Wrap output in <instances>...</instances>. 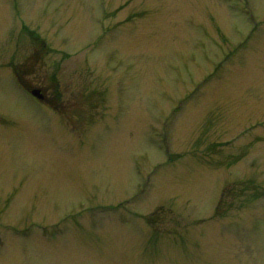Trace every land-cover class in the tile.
Returning <instances> with one entry per match:
<instances>
[{
  "label": "rangeland",
  "instance_id": "374dc122",
  "mask_svg": "<svg viewBox=\"0 0 264 264\" xmlns=\"http://www.w3.org/2000/svg\"><path fill=\"white\" fill-rule=\"evenodd\" d=\"M0 264H264V0H0Z\"/></svg>",
  "mask_w": 264,
  "mask_h": 264
},
{
  "label": "water",
  "instance_id": "95a60500",
  "mask_svg": "<svg viewBox=\"0 0 264 264\" xmlns=\"http://www.w3.org/2000/svg\"><path fill=\"white\" fill-rule=\"evenodd\" d=\"M38 92H39L38 90L33 91L34 94H39Z\"/></svg>",
  "mask_w": 264,
  "mask_h": 264
}]
</instances>
